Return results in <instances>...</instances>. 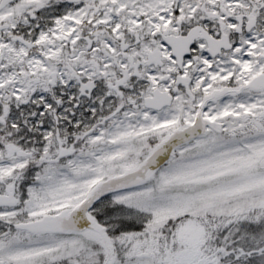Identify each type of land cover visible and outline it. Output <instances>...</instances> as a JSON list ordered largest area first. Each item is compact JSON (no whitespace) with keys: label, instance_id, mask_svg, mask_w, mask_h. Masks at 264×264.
Here are the masks:
<instances>
[{"label":"snow or ice","instance_id":"snow-or-ice-1","mask_svg":"<svg viewBox=\"0 0 264 264\" xmlns=\"http://www.w3.org/2000/svg\"><path fill=\"white\" fill-rule=\"evenodd\" d=\"M0 264H264V0H0Z\"/></svg>","mask_w":264,"mask_h":264}]
</instances>
